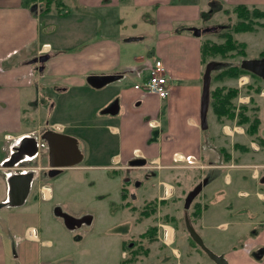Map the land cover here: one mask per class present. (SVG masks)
I'll return each instance as SVG.
<instances>
[{
  "label": "crops",
  "instance_id": "obj_1",
  "mask_svg": "<svg viewBox=\"0 0 264 264\" xmlns=\"http://www.w3.org/2000/svg\"><path fill=\"white\" fill-rule=\"evenodd\" d=\"M67 1L43 25L40 0H0V264H120L122 242L136 239V226L149 217L157 227L151 244L176 257L170 221L176 222L181 198L197 184L199 223L185 207L184 222L187 213L203 243L197 228L227 264H264V139L226 123L219 130L215 115L212 127L201 129L204 38L192 31L207 26L206 10L213 16L238 4L264 8V0ZM67 7L71 14L62 11ZM122 8L132 26L143 28L127 32L119 18L113 28L111 10ZM43 54L44 63H30ZM158 59L169 88L165 99L134 88ZM93 75L115 78L95 88L88 82ZM230 80L236 79L210 80V90ZM52 128L76 140L79 163L49 165L41 135ZM23 137L35 138L38 152L5 167ZM136 159L145 164L132 165ZM188 171L198 181L184 190L179 179ZM26 173H32L29 192L22 204H11L8 179ZM162 176L161 190L148 200L154 185L142 190L144 183ZM233 182L244 207L227 201ZM139 199L142 206L135 204ZM151 201L161 202L153 214L141 216L140 208ZM210 207L216 212L208 214ZM56 209L89 222L70 229ZM218 214L229 219L216 222ZM239 219L247 225L240 228Z\"/></svg>",
  "mask_w": 264,
  "mask_h": 264
},
{
  "label": "rangeland",
  "instance_id": "obj_2",
  "mask_svg": "<svg viewBox=\"0 0 264 264\" xmlns=\"http://www.w3.org/2000/svg\"><path fill=\"white\" fill-rule=\"evenodd\" d=\"M66 2H68L66 0ZM43 8V4L41 3L40 9ZM57 8V7H56ZM33 12L37 13L40 12V9L36 8V6H34V8L32 7ZM260 9H264V8H260ZM63 10L66 11H70L69 14H71L73 12L72 8L71 10L67 7V8H63ZM230 10V9H229ZM126 10H124V8L120 9H113L111 10V14H110V19L114 22L112 27L113 28H117L118 26V22H116L115 20H118L117 18H119L118 21H121L122 25L121 26H125L126 27V31L127 32H132L133 28L132 27H136V28H143V25L141 23H136L134 26L131 25V20H128V16H126L124 14ZM143 15L147 18L150 17V14L146 13V11L143 9ZM58 11L56 10L55 12V5L52 4L51 5V11H49V13L47 14H43L42 15V24H45V20H50L52 18V20H54L55 17H58L57 13ZM53 16V17H52ZM63 16H69L68 13L63 15ZM130 16V15H129ZM205 19H206V24L207 26H201L199 29H204L206 27H214L215 29L213 31L210 32H206L203 33V41H211V42H215V43H221L224 41V39L219 38L217 36V32L222 31V29H229L228 26H231L232 24L237 22V17L235 13L232 12H227V13H223L222 11L215 13V15L211 16L207 10L205 12ZM69 20V18H68ZM260 22L264 23V19H260ZM202 22H200L201 24ZM45 31V30H43ZM138 31V30H136ZM233 38L236 39L238 42H242L245 44L244 47V52H237V51H233V52H229L225 57H221L220 55H216V56H212V57H208L204 63V65L206 66L208 63H213L212 69H211V73H210V77L211 80H213V77L219 72L221 71L223 68H226L227 66L230 65H238L240 66V63L242 60L244 59H251V60H258V59H262L264 58L263 56L260 55V53L262 51H264V28L261 26H255V31L253 32H244V33H237V34H233ZM244 78L247 81L244 84H240L241 79ZM227 80V79H226ZM214 81V80H213ZM221 84V83H220ZM225 84L229 85V86H234L238 88V95L237 97L233 100V103L235 105V111L236 113L239 112V110L241 109V106H246L247 110L245 112L246 115H248L249 117V121L247 123L244 124H238L237 121L240 118V116H236L233 120H228V119H223V121L221 122V124H218V128L219 130H221L222 128V124L224 125L225 123L227 125H230L231 127H236L237 131H241L243 133V131L247 134V128L249 127V125L253 122L254 118L257 117L259 119V125L257 128V133H256V137L259 135L262 139H264V81L262 79H259L257 77H253L250 74H241L236 80H230L228 82H226ZM215 88L212 85V89ZM207 117H208V123L209 126L212 127V124L214 123L215 120V116L214 113L212 112V108L210 106L208 113H207ZM54 129H57L56 126H53ZM50 129L53 130L54 129ZM227 127H226V131H227ZM208 132H210V130H208ZM207 132V133H208ZM240 133V132H239ZM258 136V137H259ZM238 137V136H237ZM44 146L42 147L44 150L47 149L45 143L43 142ZM192 172L188 171L184 177H180V181L182 182V187L184 190L185 188H189L191 186H194L197 184V177L196 176H192L190 175ZM190 175V177L188 178V175ZM160 178H164L162 177H151L149 182H145L142 190L147 189L146 187H150L151 184L154 185L153 188H151L152 190H149V192H147L146 194V198L148 200L154 199L156 197V188H159V191L162 188V185H160L159 179ZM235 182V180H234ZM233 182V184L229 187H234L236 186L235 183ZM222 186H224V184L221 182ZM175 186L177 188V193L179 192V190H181V188H178V186L175 183ZM225 187V186H224ZM227 188V187H226ZM235 188V193L234 196H232V198L230 200H227L228 202H235L236 200H239V198L236 196V187ZM151 191V192H150ZM218 194L215 195L214 200L218 199ZM237 197V198H236ZM185 197H182L180 200V207L178 208L179 212L183 210L184 208V200ZM202 195H198V197L195 198V203H199L200 207L202 208L203 205V201L201 200V202H197V200L201 199ZM212 202H210V206H212L213 204H211ZM230 203V204H232ZM239 205L241 206L243 204V201L239 200L238 201ZM136 206H142V201L139 199L138 201L135 202ZM264 204V202L262 203ZM193 204L191 205L189 212H193ZM195 206V205H194ZM244 207V205H242ZM211 209L207 210V213H215L217 210L215 207H210ZM141 210L143 209V207L140 208ZM195 209V208H194ZM214 209V210H212ZM140 210V211H141ZM180 213V215H178V218L176 217V222L174 221H170L171 224H173L174 228L176 229V235H175V242L173 244V248H176L177 250H175V254L176 257L174 256V254L172 253V250H167L164 249L162 247H159V244L153 242L152 241H147L146 239L143 240L142 243V247L145 248L148 245H150V249L152 254L149 256V254L146 255H138L135 259V261L132 264H177L176 262H180L181 264H216L213 260H211L208 255L198 247L197 244H195V242L191 241L190 239V233L187 230L186 227V222H184V217L183 215ZM208 214H206L207 217ZM235 214V213H234ZM213 216V214H211ZM220 216L216 217L215 220L216 222H220V221H225L228 220L229 217H227L226 215H221L218 214ZM234 216H237L236 214ZM192 218L194 219L193 221L195 223H199L197 218H194L192 215ZM231 219H234L233 216L231 217ZM178 220V221H177ZM261 221V217H256L254 218V222H260ZM240 222V228L245 227L246 224V219H239ZM258 223L256 225H258ZM152 223V218H142L141 222L136 226L134 234L136 240L138 241V234L140 232H144ZM197 231L201 234V236L204 239V243L206 246H208L207 248H209L212 252L217 253L218 249H216L215 247H213V245L210 243L209 239L204 235V233H201L200 230L197 228ZM160 235L162 236V230L160 231ZM158 247V248H157ZM127 253V252H126ZM180 253V255H179ZM179 255V258L177 257ZM128 255L125 254L124 258L127 257Z\"/></svg>",
  "mask_w": 264,
  "mask_h": 264
},
{
  "label": "trees",
  "instance_id": "obj_3",
  "mask_svg": "<svg viewBox=\"0 0 264 264\" xmlns=\"http://www.w3.org/2000/svg\"><path fill=\"white\" fill-rule=\"evenodd\" d=\"M40 2L45 7L42 13L47 12V10L51 9V5L54 4L57 9L61 10L59 5L62 4L61 0H40ZM61 3V4H60ZM58 4V5H57ZM232 12L236 14L237 22L228 26L229 29H222V31L217 32V36L219 38L224 39L221 43H215L211 41H203L201 44V61L205 63L208 57L220 55L221 57H225L229 52L237 51L244 52L245 44L242 42H238L233 38V34L244 33V32H253L255 31V26H261L264 28V23L260 22V19H264V9H260L258 7L246 6L244 4H238L232 7L231 10L225 9L224 12ZM261 56L264 57V51L260 53ZM250 74L253 77H257L256 75L243 70L238 65H230L226 68H223L219 71L214 77V81H223L225 79H237L241 74ZM259 78V77H257ZM261 79V78H259ZM238 88L234 86H216L212 90H210V106L212 108V112L216 116V119L219 123L223 121V119L233 120L237 115L240 116L237 123L244 124L249 121L248 115L245 114L247 108L246 106H241V109L238 113L235 111V105L233 100L238 95ZM259 119L257 117L254 118L253 122L247 128V134L250 136H255L257 133V128ZM127 193L125 190H122L121 199L125 200ZM161 201H151L145 204L143 209L140 211V215L143 217H148L150 214H153L156 211L157 205ZM126 205V203H123ZM195 209L192 214L194 218H198L200 216L201 207L199 204L195 205ZM114 208V205H111V209ZM168 218V217H166ZM156 226L148 227L143 233L138 236V241L136 239H130L127 241H123L121 244V248L123 251L127 252V257L123 258L120 261V264H132L138 255H146L148 254V248L142 247V241H154L156 239ZM191 241L195 242L193 238L190 236ZM195 244H197L195 242ZM198 245V244H197ZM199 247V246H198ZM200 248V247H199ZM201 249V248H200Z\"/></svg>",
  "mask_w": 264,
  "mask_h": 264
},
{
  "label": "water",
  "instance_id": "obj_4",
  "mask_svg": "<svg viewBox=\"0 0 264 264\" xmlns=\"http://www.w3.org/2000/svg\"><path fill=\"white\" fill-rule=\"evenodd\" d=\"M214 27H206L204 29L192 28L195 35L199 36L203 33L213 31ZM48 58L47 54H43L36 59L30 61V63H44ZM213 63H208L205 67L203 76V91L201 96L200 105V126L201 129L206 130L208 127L207 122V112L210 106V73ZM240 68L246 70L264 81V58L258 60L244 59L240 63ZM115 77L113 76H89L88 82L95 88H100L105 84L113 81ZM41 140L45 143L48 153V161L51 167H63V166H73L79 163L81 160V154L77 148V142L72 137L59 133L53 130H47L41 135ZM29 143H32V149L28 148ZM28 148V149H26ZM37 140L35 138L23 137L21 142L13 148V152L10 157L5 162V167H14L17 163L22 162L26 157L33 156L38 152ZM67 152V153H66ZM132 165H144V159H136L131 161ZM23 179L24 187L20 186V180ZM32 179V173L11 175L8 179L9 183V194L10 203L16 205L22 204L25 197L27 196L30 188V182ZM18 195V200L16 197ZM195 194H192L185 200L184 207L188 209L189 202ZM16 198V201H14ZM56 215L63 218L65 225L72 229L74 227L80 226L81 223L87 221L84 218H73L68 214L62 212L60 209L55 210ZM185 222L188 232L193 240L198 244V246L208 255V257L213 260L216 264H227L225 258L221 255H217L208 249L198 233L193 229L189 223V218L187 213L185 214Z\"/></svg>",
  "mask_w": 264,
  "mask_h": 264
},
{
  "label": "built area",
  "instance_id": "obj_5",
  "mask_svg": "<svg viewBox=\"0 0 264 264\" xmlns=\"http://www.w3.org/2000/svg\"><path fill=\"white\" fill-rule=\"evenodd\" d=\"M149 74L147 78L141 83L135 84L134 88L142 91L144 94L156 95L161 99H165L169 95V88L167 85V77L165 75V68L161 60H155L150 64ZM247 80L242 78L240 84H244ZM59 129V126H56ZM32 231H29L31 233Z\"/></svg>",
  "mask_w": 264,
  "mask_h": 264
},
{
  "label": "flooded vegetation",
  "instance_id": "obj_6",
  "mask_svg": "<svg viewBox=\"0 0 264 264\" xmlns=\"http://www.w3.org/2000/svg\"><path fill=\"white\" fill-rule=\"evenodd\" d=\"M200 187H201V184H197L195 187H193V189H191L188 193H187V195H186V197H185V200L188 198V197H190L192 194H195L194 196H193V198L190 200V202H189V207L188 208H190L191 207V205L193 204V209H192V211L194 210V208H196L194 205H196L197 203H195V198L196 197H198V195L200 194ZM199 204V203H198ZM86 217V216H85ZM82 218H84V217H82ZM85 219H87V221H84L83 223H88L89 221H88V218L86 217ZM83 223H81V225L83 224Z\"/></svg>",
  "mask_w": 264,
  "mask_h": 264
},
{
  "label": "bare ground",
  "instance_id": "obj_7",
  "mask_svg": "<svg viewBox=\"0 0 264 264\" xmlns=\"http://www.w3.org/2000/svg\"><path fill=\"white\" fill-rule=\"evenodd\" d=\"M228 129V128H227ZM228 131V130H227Z\"/></svg>",
  "mask_w": 264,
  "mask_h": 264
}]
</instances>
